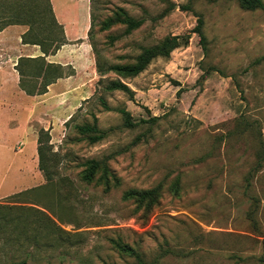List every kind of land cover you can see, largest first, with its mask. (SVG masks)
Masks as SVG:
<instances>
[{"label": "rangeland", "instance_id": "1", "mask_svg": "<svg viewBox=\"0 0 264 264\" xmlns=\"http://www.w3.org/2000/svg\"><path fill=\"white\" fill-rule=\"evenodd\" d=\"M54 1L80 11L77 0ZM89 3L104 68L166 38L179 45L131 78L101 76L96 62L93 94L64 122L10 95L0 108V264H138L113 242L147 264H264V12L237 0ZM126 19L141 24L126 33ZM115 80L132 97L108 91ZM93 125L104 136L89 143L78 127ZM92 160L99 172L86 182ZM157 186L146 215L123 200Z\"/></svg>", "mask_w": 264, "mask_h": 264}, {"label": "trees", "instance_id": "2", "mask_svg": "<svg viewBox=\"0 0 264 264\" xmlns=\"http://www.w3.org/2000/svg\"><path fill=\"white\" fill-rule=\"evenodd\" d=\"M240 7L245 10H261L264 12V4L261 0H237ZM5 12H9L8 20H5L3 24H9L13 22H26L30 26L29 40L36 42L39 45L44 54L55 51L63 42L62 30L59 24H57L54 15L51 10L49 0H0V15L3 16ZM105 21L101 26V30H106L110 27L111 23ZM127 25L126 33L135 30L140 26V22H135L130 19L123 21ZM1 26V25H0ZM94 27L93 18L91 16V28L89 30L88 38L91 41L93 49L96 70L99 75H104L108 72L115 73L121 78H131L140 74L145 70L150 61L157 56L167 57L169 51L178 47V37L166 38L157 46L152 48L143 49L142 53L137 57L134 63H126L121 65H111L104 68V65L100 64V53L95 49L92 44V28ZM202 20L198 18L197 25L194 29V33L200 39L203 49H205L204 42L205 37L202 33ZM187 40V39H186ZM184 41L186 44L187 41ZM17 70L20 74V88L28 95H41L46 92V87L53 83L56 79L63 76L61 67L56 65L47 64L43 58L39 59H21L17 66ZM30 76L33 81H29ZM41 76V82L38 84L37 78ZM31 82V83H30ZM33 84V85H32ZM38 86H36V85ZM108 91H121L129 94L132 97L130 89L119 80L111 81L107 86ZM120 113L124 116L126 124L131 126L130 115L127 111L121 110ZM81 135H87L89 143H96L100 141L104 133L96 128V126H83L78 127ZM46 131L39 130L37 139V156H38V167L43 173L44 177L48 179V171L44 167L45 162L43 152V137L49 139ZM46 141V140H45ZM47 148V147H46ZM49 151V149L47 150ZM87 172L88 175L84 176L86 182L94 181V175L99 172L100 164L96 161H89ZM260 168V161H258L254 167V172ZM106 182V178L102 180ZM160 188L157 186L149 190H129L124 192L123 200H134L137 205L136 209L142 210L143 214L146 215L151 212L154 206L158 205L160 199ZM47 220L51 219L47 217ZM52 222V221H51ZM53 223V222H52ZM115 249L128 257L134 258L138 264H147L140 255L130 246L122 243L113 242ZM163 256V255H160ZM17 264H25L19 262Z\"/></svg>", "mask_w": 264, "mask_h": 264}, {"label": "crops", "instance_id": "3", "mask_svg": "<svg viewBox=\"0 0 264 264\" xmlns=\"http://www.w3.org/2000/svg\"><path fill=\"white\" fill-rule=\"evenodd\" d=\"M49 3L61 27L64 42L48 54H44L36 42L29 40L30 26L26 22L5 25L4 21L10 19L9 12L0 15V108L7 104L10 95L17 94L22 101L31 100L43 106L37 116L57 115L64 122L73 115L80 102L94 92L95 57L88 38L91 28L90 3L89 0H77L78 12L72 11L64 1L58 5L59 12L54 0H49ZM39 58H43L47 64L61 67L63 76L48 85L44 94L28 95L20 88L21 76L17 66L21 59ZM36 78L40 83L41 76Z\"/></svg>", "mask_w": 264, "mask_h": 264}]
</instances>
